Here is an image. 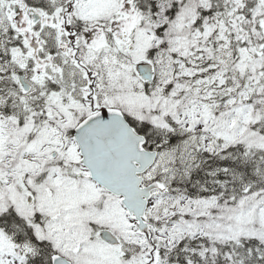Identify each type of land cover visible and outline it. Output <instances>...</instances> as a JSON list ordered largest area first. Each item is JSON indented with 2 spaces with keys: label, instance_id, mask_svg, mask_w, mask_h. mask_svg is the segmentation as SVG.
Instances as JSON below:
<instances>
[{
  "label": "snow or ice",
  "instance_id": "snow-or-ice-1",
  "mask_svg": "<svg viewBox=\"0 0 264 264\" xmlns=\"http://www.w3.org/2000/svg\"><path fill=\"white\" fill-rule=\"evenodd\" d=\"M0 264H264V0H0Z\"/></svg>",
  "mask_w": 264,
  "mask_h": 264
}]
</instances>
